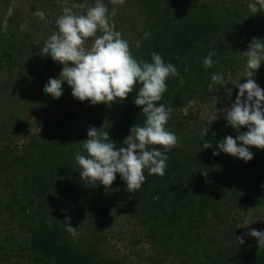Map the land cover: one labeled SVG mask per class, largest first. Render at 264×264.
I'll use <instances>...</instances> for the list:
<instances>
[{
    "label": "trees",
    "instance_id": "16d2710c",
    "mask_svg": "<svg viewBox=\"0 0 264 264\" xmlns=\"http://www.w3.org/2000/svg\"><path fill=\"white\" fill-rule=\"evenodd\" d=\"M24 1L27 11L15 0H0V94L4 82L29 80L45 92L63 65L40 52L59 31L56 21L64 5L95 4ZM252 2L103 0L110 22L138 61L151 62L155 52L177 68L179 77L168 78L158 103L172 109L167 128L179 145L167 153L165 175L145 170L144 185L132 193L119 173L110 188L83 180L76 152L86 155L80 143L90 127H104L110 142L124 147L131 128L145 119L134 103L141 85L124 101H85L79 113L53 116L23 146L11 139L12 124L0 114V264H264V249L248 234L250 218L264 227V150L250 147L254 158L248 162L223 152L213 155L225 137L248 131L231 127L226 110L239 94L236 85L246 82L241 54L253 39L264 40V12L250 13ZM38 11L44 19L35 15ZM209 52L213 66L206 69ZM214 73L223 74L228 84L210 92ZM253 78L264 89V62ZM63 88L71 89L66 82ZM190 101L196 103L185 116L182 107ZM209 110L213 113L206 116ZM203 143L212 147L204 149ZM65 220L77 229L74 237ZM122 220L135 222L144 238L141 248L133 241L130 254L113 249L106 233Z\"/></svg>",
    "mask_w": 264,
    "mask_h": 264
},
{
    "label": "clouds",
    "instance_id": "9594fccd",
    "mask_svg": "<svg viewBox=\"0 0 264 264\" xmlns=\"http://www.w3.org/2000/svg\"><path fill=\"white\" fill-rule=\"evenodd\" d=\"M74 8L87 10L77 14ZM248 9L252 14L264 12V0H254L248 4ZM35 15L44 19L43 12L38 11ZM56 24L59 31L47 38L40 54L62 64L63 70L59 78L49 79L44 88L47 94L55 99L61 98L66 82L73 97L79 101L111 105L117 100H126L136 85H141L134 103L142 108L145 119L143 125L138 123L131 128V134L123 142L124 147L110 142L109 131H104V127L101 130L90 127L88 139L80 143L86 155L76 152L83 180L110 188L119 173L127 184V190L137 193L146 181L145 170L149 175H165L169 159L167 153L179 145L177 136L167 128L172 109L158 102L167 91L168 78L179 77L180 74L173 64L166 63L155 52L151 55V62L138 61L131 53L129 42L110 22L103 0H95L91 7L75 3L69 7L65 4ZM213 55L209 52L205 57L206 69L213 66ZM241 55L246 57V82L236 85L239 94L231 108L226 110V120L237 132L241 127H247L248 131L235 139L225 137L218 145L219 151L213 155L223 152L248 162L254 158L250 147L264 150V89L253 78L264 62V40L253 39L249 50ZM231 75L229 72L228 80ZM211 80L210 92L215 85L226 87L228 84L220 73H214ZM183 82L181 78L180 83ZM195 103L190 101L182 107L185 116L189 115V108ZM211 147L210 143H203L204 149ZM65 222L66 231L74 237L77 229L71 226L70 220ZM248 234L258 240L259 249H264V231L250 229ZM238 240L240 244L244 243L243 237H238Z\"/></svg>",
    "mask_w": 264,
    "mask_h": 264
},
{
    "label": "rangeland",
    "instance_id": "374dc122",
    "mask_svg": "<svg viewBox=\"0 0 264 264\" xmlns=\"http://www.w3.org/2000/svg\"><path fill=\"white\" fill-rule=\"evenodd\" d=\"M16 4L25 11L29 7V3L24 0H15ZM5 85L6 82L0 94V109L2 110L0 114L3 119L11 122L12 125L9 126L10 132L13 133L11 139L19 146H23L29 136L53 116L66 110L79 113L81 101L73 97L72 89L63 88L66 91L63 92L62 97L55 99L46 92L42 93L36 81L12 82L8 86ZM47 99H53V102L50 104ZM211 113H213L212 110H209L205 112V115ZM254 220L253 218L248 219V227L263 231L264 227L260 225L259 219L255 222ZM106 233L111 247L127 254L131 253V246L135 239L137 240L136 247L141 248L145 244L142 231L135 222L130 220H122L118 224H113L111 228L106 229Z\"/></svg>",
    "mask_w": 264,
    "mask_h": 264
}]
</instances>
